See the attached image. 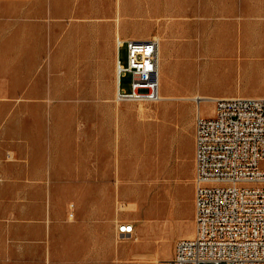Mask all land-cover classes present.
<instances>
[{"label":"rangeland","instance_id":"1","mask_svg":"<svg viewBox=\"0 0 264 264\" xmlns=\"http://www.w3.org/2000/svg\"><path fill=\"white\" fill-rule=\"evenodd\" d=\"M153 35L162 98L116 101V40ZM198 93L264 95V0H0V264H163Z\"/></svg>","mask_w":264,"mask_h":264},{"label":"built area","instance_id":"2","mask_svg":"<svg viewBox=\"0 0 264 264\" xmlns=\"http://www.w3.org/2000/svg\"><path fill=\"white\" fill-rule=\"evenodd\" d=\"M116 44L114 99H161L159 37ZM209 98L211 112H202L199 99L194 117V231L175 241L163 264H264V95ZM117 231L131 234L134 225L121 221Z\"/></svg>","mask_w":264,"mask_h":264},{"label":"bare ground","instance_id":"3","mask_svg":"<svg viewBox=\"0 0 264 264\" xmlns=\"http://www.w3.org/2000/svg\"><path fill=\"white\" fill-rule=\"evenodd\" d=\"M159 58H160V53H159ZM161 75V74H160ZM116 78H117V75L115 76V83H116ZM166 97V96H165ZM193 97L197 98V100L201 99V100H205V99H208L210 96L206 95V94H195ZM212 97V96H211ZM214 97V96H213ZM200 104V103H199ZM197 106V105H196ZM198 107V106H197Z\"/></svg>","mask_w":264,"mask_h":264},{"label":"crops","instance_id":"4","mask_svg":"<svg viewBox=\"0 0 264 264\" xmlns=\"http://www.w3.org/2000/svg\"><path fill=\"white\" fill-rule=\"evenodd\" d=\"M159 53H160V51H159Z\"/></svg>","mask_w":264,"mask_h":264}]
</instances>
